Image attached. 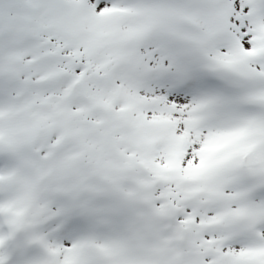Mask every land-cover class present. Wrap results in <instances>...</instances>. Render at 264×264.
Returning <instances> with one entry per match:
<instances>
[{
  "label": "snow or ice",
  "instance_id": "6c2138e0",
  "mask_svg": "<svg viewBox=\"0 0 264 264\" xmlns=\"http://www.w3.org/2000/svg\"><path fill=\"white\" fill-rule=\"evenodd\" d=\"M0 264H264V0H0Z\"/></svg>",
  "mask_w": 264,
  "mask_h": 264
}]
</instances>
